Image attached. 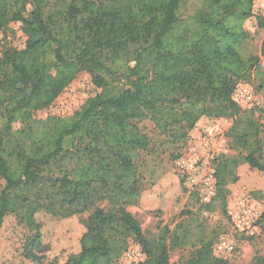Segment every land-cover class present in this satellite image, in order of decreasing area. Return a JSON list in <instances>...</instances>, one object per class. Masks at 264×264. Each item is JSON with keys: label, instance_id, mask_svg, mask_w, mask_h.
<instances>
[{"label": "trees", "instance_id": "trees-1", "mask_svg": "<svg viewBox=\"0 0 264 264\" xmlns=\"http://www.w3.org/2000/svg\"><path fill=\"white\" fill-rule=\"evenodd\" d=\"M59 1L0 0V31L20 22L26 36L24 48L4 47L0 56V251L10 223L22 257L36 264H113L130 240L146 253L142 264H171L170 249L187 233L164 226L150 244L128 209L145 193L137 159L151 138L139 123L149 119L182 142L202 117L231 118L229 135L246 154L221 161L217 195L227 196L230 163L264 173V123L233 98L240 81L264 82V39L260 54L244 48L254 0H200L188 18L183 0ZM82 72L96 95L70 115L36 117ZM154 186L147 194L158 200ZM41 210L64 219L92 210L75 251L53 260L44 253ZM183 264L227 261L201 239Z\"/></svg>", "mask_w": 264, "mask_h": 264}, {"label": "rangeland", "instance_id": "rangeland-1", "mask_svg": "<svg viewBox=\"0 0 264 264\" xmlns=\"http://www.w3.org/2000/svg\"><path fill=\"white\" fill-rule=\"evenodd\" d=\"M48 1L50 7L60 2L59 0ZM96 1L106 2L107 0ZM200 7V0H183L180 14L183 18L191 17ZM18 25L19 22H12L6 29L3 49L4 47L17 49L24 47L26 37L20 34ZM244 27L248 32L244 48L249 53L260 54L264 39V0H254L253 16L246 20ZM259 69L264 72V57L261 59ZM99 91L100 89L92 82L91 76L87 72H82L48 109L38 111L36 117L70 115ZM233 98L242 109H253L255 119L261 124L264 123V82L261 76H254L251 81H240L233 92ZM208 121L219 122L224 131L223 136L214 146L217 150L210 152L214 148L212 147L209 151V157H212L210 168L215 171V174L224 158L242 159V156L246 154L245 150L237 147L229 135L233 124L231 118L202 117L189 131L187 139L182 142H178L171 134L161 133L151 120L141 121L139 127L151 138L150 147L142 151L137 159V169L145 193L139 204L130 205L128 209L139 220L150 244L157 242L164 226H168L172 231L178 230L181 237L184 232L187 233L186 238L183 239L184 243L174 245L170 249L171 264H183L201 239L212 241L213 254L216 256L215 245L221 234L229 235L236 246L232 257L225 260L227 264H258V259L264 258V173L242 161L236 167L230 163L231 171L228 173L231 174L224 172L227 183L222 186L227 191L226 198L217 195L219 188L217 186L215 198L206 207L207 204L202 203L199 192L186 183L177 166V160L181 155L193 149L201 153L209 150L210 147L206 148L203 145L201 134L196 129L199 124ZM19 127L20 123H16L15 128ZM262 162L264 163V152ZM172 176H177L175 177L177 180L173 181ZM155 184L161 189L158 200L148 195L149 189ZM3 185L4 182L0 179V190ZM242 196L249 197L259 211V218L256 221L257 231L254 234L237 230L228 216L230 205ZM100 206L106 207V202ZM91 212L92 210L70 219L53 216L45 210L38 212L36 218L40 223L43 243L46 246L44 253L50 254L53 260L55 256L63 258L69 252L75 251L83 230L82 221ZM183 229L185 231H182ZM19 236V231H15L14 226L7 223L2 231L0 264H36L22 257ZM129 244L140 245L135 240H130ZM113 264L129 263L121 256Z\"/></svg>", "mask_w": 264, "mask_h": 264}, {"label": "built area", "instance_id": "built-area-1", "mask_svg": "<svg viewBox=\"0 0 264 264\" xmlns=\"http://www.w3.org/2000/svg\"><path fill=\"white\" fill-rule=\"evenodd\" d=\"M18 29L20 34L26 37L22 31L20 22ZM5 40V31H0V56L2 55ZM196 129L201 134L203 145L206 148L210 147L209 150L201 153L193 149L189 153H185L179 157L177 166L186 183L199 192L202 203L209 204L217 193V178L215 171L210 168V159L212 157L209 156L210 152L217 150L214 146H216L217 141L223 136L224 131L219 122L216 121L199 124ZM212 147L214 148L211 149ZM258 212L252 200L249 197L242 196L230 205L228 216L237 230L254 234L257 231L256 221L259 218ZM235 248V243L230 236L221 234L215 245V254L217 257L226 260L232 257ZM122 257L129 264H141L146 260V254L138 244H129Z\"/></svg>", "mask_w": 264, "mask_h": 264}]
</instances>
